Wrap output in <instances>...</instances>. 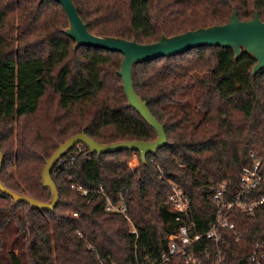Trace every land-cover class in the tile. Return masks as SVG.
I'll list each match as a JSON object with an SVG mask.
<instances>
[{
	"label": "trees",
	"instance_id": "1",
	"mask_svg": "<svg viewBox=\"0 0 264 264\" xmlns=\"http://www.w3.org/2000/svg\"><path fill=\"white\" fill-rule=\"evenodd\" d=\"M74 3L90 33L138 43L224 24L232 10L240 20L256 11L264 21V0ZM67 27L56 0H0V181L43 203L51 199L41 184L45 162L70 137L83 132L101 145L156 139L127 106L117 73L122 54L92 46L74 49L63 32ZM254 64L248 53L236 59L231 48L221 46L135 63L134 92L163 126L166 146L131 171L127 161L133 152L97 155L77 144L51 170L58 193L51 212L14 204L0 192V264H131L134 239L127 225L105 212L106 199L124 200L140 232L139 250L148 244L163 247L175 214L161 175L189 197L197 232L213 218L217 206L211 199L222 182L227 194H236L241 169L253 163L250 152L262 159L264 193V69L252 77ZM73 152V160L66 161ZM130 166H137L134 160ZM231 221L236 232L258 237L264 207L253 217L233 213ZM250 249L248 240L229 234L224 264H251Z\"/></svg>",
	"mask_w": 264,
	"mask_h": 264
},
{
	"label": "water",
	"instance_id": "2",
	"mask_svg": "<svg viewBox=\"0 0 264 264\" xmlns=\"http://www.w3.org/2000/svg\"><path fill=\"white\" fill-rule=\"evenodd\" d=\"M56 1L61 4L65 12L68 27L63 32L74 41V49L79 46H92L117 51L122 54L120 68L117 73L122 81L127 106L134 109L148 126L155 131L156 139L151 142L133 141L101 145L90 139L83 132L76 134L58 146L51 157L46 160L41 172V184L51 192L49 202H39L31 197L11 192L0 181V192L9 196L14 204L23 202L32 209L53 211L58 202V193L50 177L51 170L77 144L85 145L89 153L97 155L115 153L121 150L130 151L138 155L142 164L145 163L147 155L154 156L159 149L166 146L167 140L163 126L151 115L146 102H143L134 92L132 67L135 63L157 57H169L194 47L221 46L223 48H231L236 59L240 57L242 51L251 55L255 60L251 72L252 77L260 69H264V21L259 18L256 11L251 19L240 20L236 11L232 10L228 22L224 24L188 30L172 36L162 35L159 40L152 43H138L135 40L98 36L90 33L78 14L74 0ZM2 159L3 157L0 153V163H2Z\"/></svg>",
	"mask_w": 264,
	"mask_h": 264
},
{
	"label": "built area",
	"instance_id": "3",
	"mask_svg": "<svg viewBox=\"0 0 264 264\" xmlns=\"http://www.w3.org/2000/svg\"><path fill=\"white\" fill-rule=\"evenodd\" d=\"M77 149L79 151V146ZM74 155L75 152L71 153L66 161H72ZM137 156L136 153L132 155L133 158ZM249 156L253 163L241 169L239 185L233 197L226 193V182L219 185L217 193L211 199L216 204L217 210L203 232H197L196 224L191 219L192 208L189 197L174 182L161 175L160 179L169 187L167 202L175 214L170 223L171 232L166 236L163 247L153 248L148 244L139 250L137 246L140 242V232L132 223L124 200L121 199L116 204L106 199L105 212L116 223L127 225L129 234L134 239L131 264H224L227 259L226 240L231 233L235 234L237 241L250 242L249 262L251 264H264V230L258 237H252L243 232H236L235 224L231 221L233 213L253 217L259 209L264 207V193H260L262 159L255 152H250ZM71 187L82 196L88 193L81 187L74 185ZM72 216L77 217L76 213Z\"/></svg>",
	"mask_w": 264,
	"mask_h": 264
},
{
	"label": "rangeland",
	"instance_id": "4",
	"mask_svg": "<svg viewBox=\"0 0 264 264\" xmlns=\"http://www.w3.org/2000/svg\"><path fill=\"white\" fill-rule=\"evenodd\" d=\"M192 117H191V120L192 121H197L199 118L196 116V115H191ZM134 154V153H133ZM132 160H134V159H132V156L130 157V159L127 161V166H128V168L131 170V171H139V169H140V163H139V159H138V157H136V160H137V163H136V160H134L135 161V164L137 165L135 168L134 167H131L130 166V162L132 161Z\"/></svg>",
	"mask_w": 264,
	"mask_h": 264
},
{
	"label": "crops",
	"instance_id": "5",
	"mask_svg": "<svg viewBox=\"0 0 264 264\" xmlns=\"http://www.w3.org/2000/svg\"><path fill=\"white\" fill-rule=\"evenodd\" d=\"M132 159L136 160V158H133V157H132ZM136 163H137V160H136Z\"/></svg>",
	"mask_w": 264,
	"mask_h": 264
}]
</instances>
